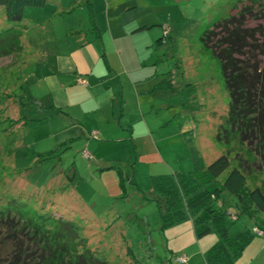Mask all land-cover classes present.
Returning a JSON list of instances; mask_svg holds the SVG:
<instances>
[{"label":"rangeland","instance_id":"374dc122","mask_svg":"<svg viewBox=\"0 0 264 264\" xmlns=\"http://www.w3.org/2000/svg\"><path fill=\"white\" fill-rule=\"evenodd\" d=\"M162 1L164 4L160 5ZM243 1L157 0L154 12L161 10L158 23L138 31L132 29L131 33L137 31L133 36L130 33L122 38L115 36L121 47V53L115 57L116 66L121 69L124 84L126 77L131 87H123L120 109L124 113L120 125L111 124L112 136L105 139L96 131L93 136L104 151L112 148L109 144L113 137L119 138L116 142L122 147L116 152L117 161L105 163L116 165H113L116 170L112 167L107 170L113 171L115 180L121 178L119 186L117 181L106 182V178L111 179L104 170L103 174L98 173L100 170H89V152L76 148L77 140L72 147L62 149L60 145L57 150L44 153V141L50 140L46 137L47 130L54 127L38 118L42 110L22 93V87L27 90L37 79L38 60L27 76L32 58L37 57L34 50L49 47L56 43L55 37L64 36L58 29L64 31V26L72 25L70 21L76 12L46 22L43 17L53 12L51 8L56 3L48 0L40 10L30 4L24 6L23 20L27 18L33 23L37 20L38 24L26 28L20 25L21 20L15 23L6 19L0 6V30L10 26L8 33L0 34L4 38L0 49H10L0 51V204L22 201L25 207L72 221L78 235L84 238L82 246L92 250L105 264H212L209 247L219 239V233L211 230L195 237L190 217L161 225L154 178L158 173L200 169V160L203 168L228 147L226 155L230 163L218 178L223 179L239 154L252 169L244 170L247 184L257 183L264 194V159L260 153L244 148L253 149L257 137L246 135L242 148L235 138L230 142L216 139L219 125L226 118L228 94L218 61L200 49L198 39L205 26L201 25L203 20L215 14L226 15ZM244 3L248 8L243 25L252 28L249 40L264 46V0ZM42 20L46 23L38 27ZM196 28L199 30L195 34ZM156 31L161 36L159 42ZM28 35L30 41L26 39ZM15 37L18 45L13 43ZM257 50L247 51L245 56L256 58L259 63L261 54ZM136 69L147 79L149 71H153L149 83L137 82L138 90L150 87L166 77L167 72L170 85L164 90L157 87L146 100L145 95H138L130 78L135 77ZM142 124L147 125V133L151 131L147 136ZM248 140L253 141L252 147ZM57 170L63 174L60 178ZM219 197L227 211L224 220L229 232L234 234L244 228L252 232L232 263L244 264L248 257L249 264H263L264 246L256 255L259 244L252 240L264 238V210L249 216L238 212L235 196L227 189ZM111 211L116 215L111 216Z\"/></svg>","mask_w":264,"mask_h":264},{"label":"trees","instance_id":"16d2710c","mask_svg":"<svg viewBox=\"0 0 264 264\" xmlns=\"http://www.w3.org/2000/svg\"><path fill=\"white\" fill-rule=\"evenodd\" d=\"M42 1L0 0V6L6 19L16 23L22 18L24 6ZM246 1L232 7L226 15L215 14L203 20L201 25L205 26L198 33V39L200 49L218 61L228 94L226 118L219 125L216 139L230 142L235 138L242 148L246 135L249 138L255 135L254 148H244L260 153L264 159V46L249 40L252 28L243 25V15L248 8ZM9 29L10 26L1 29L0 34L8 33ZM198 30L196 28L195 34ZM3 39L0 38V42ZM13 43L18 45L16 37ZM256 49L261 54L259 63L256 58L246 57L247 51ZM28 101L34 103V100ZM253 141L248 140L250 147ZM228 150L227 147L226 152ZM226 152L199 170L158 174L154 178L161 225L190 217L195 237L211 230L219 233V239L209 247L212 264H232L252 236L245 228L234 234L229 232L220 192L227 189L235 196L238 212L252 216L264 209V194L257 183L247 184L244 170L252 169L239 154L223 179L218 178L230 163ZM82 241L84 238L78 235L77 226L66 218L25 207L22 201L11 203L8 200L0 204V264H105L92 250L82 246Z\"/></svg>","mask_w":264,"mask_h":264},{"label":"crops","instance_id":"0c3cea01","mask_svg":"<svg viewBox=\"0 0 264 264\" xmlns=\"http://www.w3.org/2000/svg\"><path fill=\"white\" fill-rule=\"evenodd\" d=\"M52 1L56 3V7H52L51 11L53 12L46 14L43 20L46 19V22L49 20L54 21L56 16L60 17L62 14L76 12L70 21L72 25L64 26V31L58 29L64 36L55 37L54 41L56 43L42 50L40 49V51L34 50L37 57L32 58L27 76L32 73V67L38 60L37 79L31 86L28 85L27 90L26 87L24 88L26 93L22 87V93L27 101L34 100V103L29 102L36 105L37 109L42 110L38 118H43L48 127H54V129L47 130L46 137L50 140L44 141L43 152L57 150L60 145L62 149L72 147L71 144L77 140L75 147L89 152L88 158L91 163L88 162L89 170H100L98 172L100 174H103L102 171L104 170V173L109 175L111 179L106 178V182L116 184L117 181L119 186L121 178L115 180L113 171L107 170L111 167L116 170L117 168L113 166L115 164L105 165L106 162L113 163L117 161L116 152L122 147L120 142H116L119 138L113 137V142L109 144L112 148L104 151L102 145L98 143L100 141H96L93 136L96 132H99L104 136L102 138L109 139L113 132L111 124L115 122L120 125V117L124 113L120 108L122 107L125 84L121 69L116 66L115 59L121 53V47L116 44L115 40L117 38L115 36L122 38L123 35L128 36L129 33L130 36H133L138 29L158 23L161 19L159 14L161 10H158L157 13L154 12V5L157 0ZM47 3L48 0H43L36 5L37 9L44 8ZM78 4L81 5L77 6ZM163 4L164 1L160 2V5ZM23 14L21 18L23 25H26V28L27 25L36 27L34 23L38 24L37 20L33 23L24 18V21ZM156 14L158 16L154 17ZM147 18L150 19L147 20ZM43 20L39 22L38 27H42L46 23ZM131 24L134 25L129 29L128 26ZM132 29L137 31L131 33ZM156 34L158 39L160 33L156 31ZM26 39L30 41L29 35ZM30 47L32 48L33 45ZM136 72L135 77L130 75L132 84L138 95H145L146 100L158 88L164 90L165 87L168 88L170 85V72H167L166 77H161L158 82L150 84V87H142L141 90H138L136 87L137 82L139 84L146 81L149 83L153 71H149V79L145 78L146 75H141L137 69ZM79 78H82L84 82L79 81ZM125 79V82H127L125 86L131 87L128 78L125 77ZM160 81L162 82L159 83ZM31 87L33 91H31ZM117 105H119V111ZM146 127L147 125L142 124L141 129L146 131ZM195 127L192 125V128L195 129ZM149 133L151 131H148V133L146 131L144 134L147 136ZM62 144H66V146L64 147ZM199 162L202 168V161ZM56 175H58V178H60V175L63 176L58 170ZM83 205L86 207L85 203ZM112 214L111 216L116 215L113 212ZM252 241L259 244L257 255L264 246V238H256ZM249 260L250 258L247 257V262L244 264H249ZM262 260H264V257Z\"/></svg>","mask_w":264,"mask_h":264},{"label":"built area","instance_id":"2783aa9c","mask_svg":"<svg viewBox=\"0 0 264 264\" xmlns=\"http://www.w3.org/2000/svg\"><path fill=\"white\" fill-rule=\"evenodd\" d=\"M166 31H164L163 33H165ZM79 81H81V82H84V80L82 79V78H79L78 79ZM91 133H93L94 134V132H91ZM84 153V152H83ZM85 154V153H84ZM232 217H234V214H232ZM259 232V231H258Z\"/></svg>","mask_w":264,"mask_h":264}]
</instances>
